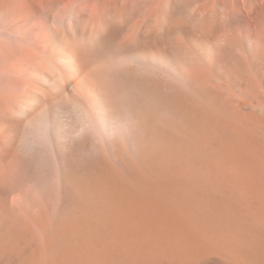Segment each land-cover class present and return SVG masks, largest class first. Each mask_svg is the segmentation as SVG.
<instances>
[{
	"label": "bare ground",
	"instance_id": "1",
	"mask_svg": "<svg viewBox=\"0 0 264 264\" xmlns=\"http://www.w3.org/2000/svg\"><path fill=\"white\" fill-rule=\"evenodd\" d=\"M0 264H264V0H0Z\"/></svg>",
	"mask_w": 264,
	"mask_h": 264
}]
</instances>
